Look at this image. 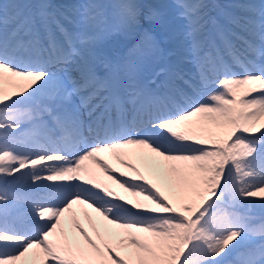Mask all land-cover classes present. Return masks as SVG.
<instances>
[{
    "label": "snow or ice",
    "instance_id": "1",
    "mask_svg": "<svg viewBox=\"0 0 264 264\" xmlns=\"http://www.w3.org/2000/svg\"><path fill=\"white\" fill-rule=\"evenodd\" d=\"M0 264H264V0H0Z\"/></svg>",
    "mask_w": 264,
    "mask_h": 264
},
{
    "label": "rangeland",
    "instance_id": "2",
    "mask_svg": "<svg viewBox=\"0 0 264 264\" xmlns=\"http://www.w3.org/2000/svg\"><path fill=\"white\" fill-rule=\"evenodd\" d=\"M61 1H63V2H65V1H67V2H71L72 0H61ZM219 1V3H220V0H218ZM109 45H117V43L116 42H112V43H110ZM119 45V44H118ZM119 47H121L120 45H119Z\"/></svg>",
    "mask_w": 264,
    "mask_h": 264
}]
</instances>
